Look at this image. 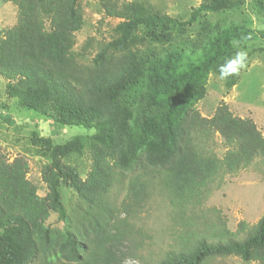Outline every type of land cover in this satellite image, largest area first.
<instances>
[{
	"label": "trees",
	"instance_id": "1",
	"mask_svg": "<svg viewBox=\"0 0 264 264\" xmlns=\"http://www.w3.org/2000/svg\"><path fill=\"white\" fill-rule=\"evenodd\" d=\"M17 10L16 24L0 30V78L5 94L19 109L49 117L62 127L94 130L64 145L34 138L32 146L46 160L41 181L46 194L26 177L23 158L9 162L0 155V264H120L130 233L116 225L112 191L128 180L126 200L140 206L153 189L165 193L180 213L198 207L208 186L260 158L264 137L249 119L234 117L220 104L210 118L192 108L207 73L228 63L233 40L264 39V32L230 24L218 29L208 54L188 71L169 70V62L133 52V35L146 31L159 41L166 31L191 25L203 13H215L241 0H206L178 21L139 2L98 0L105 16L118 19L117 37L96 51L90 64L78 63L74 34L83 26L80 0H3ZM218 134L228 146L219 158L213 151ZM87 154L84 178L72 165ZM74 192L67 213L61 188ZM55 215L62 228L47 222ZM191 226V224H188ZM158 264H205L234 256L264 264V211L247 229L236 232L217 219L202 224ZM244 234L242 238H238Z\"/></svg>",
	"mask_w": 264,
	"mask_h": 264
},
{
	"label": "rangeland",
	"instance_id": "2",
	"mask_svg": "<svg viewBox=\"0 0 264 264\" xmlns=\"http://www.w3.org/2000/svg\"><path fill=\"white\" fill-rule=\"evenodd\" d=\"M139 2L162 14L185 22L192 10L206 0H118ZM241 4L215 13H203L194 23L179 30L166 31L159 41L150 40L146 31L133 35L131 49L140 55L156 56L160 62H169V70L188 71L208 54V43L216 31L230 24L244 26L254 32H264V0H241ZM83 26L74 34L73 52L78 63L88 65L101 45L113 41L119 20L105 16L98 0H80ZM17 21L16 7L0 0V30L12 28ZM239 63L229 66L238 54ZM235 68L236 71H232ZM6 81L0 78V155L11 162L23 158L28 166V180L38 189V195L46 194L41 181V168L46 160L39 156L31 140L48 138L54 145H64L77 137H86L94 130L82 127H62L54 119L21 110L16 102L5 94ZM224 104L234 117L249 119L264 137V39L256 41L233 40L228 63L211 69L205 78L200 95L191 101L192 108L201 117L210 118L216 107ZM228 146L216 133L213 151L221 158ZM72 165L84 178L90 168L86 153L74 155ZM128 180L112 191L116 225L121 221L130 232L123 243L124 256L120 264H158L169 251L181 249V241L191 232H203V223L221 219L229 231L236 232L237 225L244 222L247 229L253 226L264 211V166L260 158L234 174L215 179L208 186L198 207H190L180 213L172 207L165 193L153 189L150 197L140 206L126 200ZM61 201L69 213L76 197L68 188H61ZM191 224L189 226L188 224ZM47 224L62 228L55 215ZM121 227V226H120ZM240 234L238 238H242ZM30 264H47L37 260ZM53 264V263H52ZM205 264H245L239 257L228 256L208 260ZM256 264V263H249Z\"/></svg>",
	"mask_w": 264,
	"mask_h": 264
},
{
	"label": "clouds",
	"instance_id": "3",
	"mask_svg": "<svg viewBox=\"0 0 264 264\" xmlns=\"http://www.w3.org/2000/svg\"><path fill=\"white\" fill-rule=\"evenodd\" d=\"M242 59H243V54L242 53L238 54V57L236 60L229 62V66L231 67V65L239 63V65L242 67L243 66ZM232 71H236V69L233 68Z\"/></svg>",
	"mask_w": 264,
	"mask_h": 264
}]
</instances>
